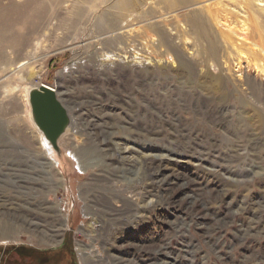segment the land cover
Returning <instances> with one entry per match:
<instances>
[{
  "label": "rangeland",
  "instance_id": "374dc122",
  "mask_svg": "<svg viewBox=\"0 0 264 264\" xmlns=\"http://www.w3.org/2000/svg\"><path fill=\"white\" fill-rule=\"evenodd\" d=\"M126 1L0 0V264H264V0Z\"/></svg>",
  "mask_w": 264,
  "mask_h": 264
},
{
  "label": "water",
  "instance_id": "95a60500",
  "mask_svg": "<svg viewBox=\"0 0 264 264\" xmlns=\"http://www.w3.org/2000/svg\"><path fill=\"white\" fill-rule=\"evenodd\" d=\"M28 103L33 124L50 150L60 155L58 141L70 128V123L69 112L59 98V93L52 87L39 84L32 91L29 89Z\"/></svg>",
  "mask_w": 264,
  "mask_h": 264
},
{
  "label": "bare ground",
  "instance_id": "6f19581e",
  "mask_svg": "<svg viewBox=\"0 0 264 264\" xmlns=\"http://www.w3.org/2000/svg\"><path fill=\"white\" fill-rule=\"evenodd\" d=\"M84 1H86V2H89V3H91V2H93L94 0H84ZM189 1L190 0H176V2L178 3V5H185V4H188L189 3ZM255 2L256 3H260V0H255ZM125 6L123 7L124 8V10H128V9H130V8H132V6H133V3L131 2V0L129 1H126L125 3H123ZM244 4H245V6L247 7V8H252L254 5H253V3H251V2H245L244 1ZM240 11L243 13V14H246V9H245V7L244 6H241L240 7ZM39 20V23L41 22V20H42V18L40 17V18H38ZM37 24V23H36ZM35 24H33V25H29L28 26V29H25L26 31H24L25 32V34L26 35H29L30 34V32L32 31H30V26L33 28V26H34ZM27 27V26H26ZM3 29H4V27H2ZM3 29H1L0 30V32L3 30ZM36 29V28H35ZM35 29H33V30H35ZM27 32V33H26ZM196 32V31H195ZM243 32V31H242ZM246 32V29H245V31L243 32V33H245ZM20 36H22V37H19V39H18V41H17V45L16 46H18V45H20V47L22 48L23 46L25 47V42L26 41H24V37H23V35L21 34V32H20V34H19ZM238 37H240V36H238ZM27 43V42H26ZM256 46V45H255ZM15 49H16V47H15ZM261 51H263L264 52V47H262V50ZM253 53H255V54H257L258 53V51L256 50L255 52H253ZM260 53V52H259ZM211 54V53H210ZM259 57V58H258ZM256 59H254V66H255V68L256 69H258L259 71H261L262 73H264V63H263V61H261V59H260V56H258ZM21 66H23V64H20L18 67H21ZM36 75V73H33V72H31V74H30V77L31 78H33V77H37V75ZM216 80H218V83H221V76L219 77H217L216 78ZM39 84H34V83H32V84H30L29 86H30V91H32L33 89H35V86H38ZM220 91V90H219ZM220 98H225V95H221V96H219ZM221 99V100H222ZM220 100V101H221ZM63 103V102H62ZM64 105V104H63ZM71 132V129L69 128L68 130H67V132L62 136V138L64 137V136H67V135H69V133ZM61 138V139H62ZM48 148H49V145L47 146Z\"/></svg>",
  "mask_w": 264,
  "mask_h": 264
},
{
  "label": "trees",
  "instance_id": "16d2710c",
  "mask_svg": "<svg viewBox=\"0 0 264 264\" xmlns=\"http://www.w3.org/2000/svg\"><path fill=\"white\" fill-rule=\"evenodd\" d=\"M62 250L63 251H69L71 253V255L74 257V252H73V247H72L70 237L64 239Z\"/></svg>",
  "mask_w": 264,
  "mask_h": 264
}]
</instances>
